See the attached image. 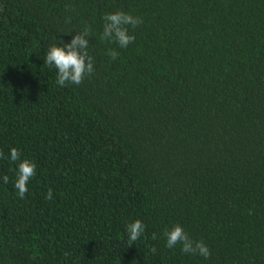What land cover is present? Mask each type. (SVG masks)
Wrapping results in <instances>:
<instances>
[{
	"label": "trees",
	"instance_id": "1",
	"mask_svg": "<svg viewBox=\"0 0 264 264\" xmlns=\"http://www.w3.org/2000/svg\"><path fill=\"white\" fill-rule=\"evenodd\" d=\"M85 27L94 72L61 87L46 52ZM0 153V264H264V0H0ZM175 224L210 257L167 248Z\"/></svg>",
	"mask_w": 264,
	"mask_h": 264
},
{
	"label": "clouds",
	"instance_id": "2",
	"mask_svg": "<svg viewBox=\"0 0 264 264\" xmlns=\"http://www.w3.org/2000/svg\"><path fill=\"white\" fill-rule=\"evenodd\" d=\"M70 7V6H66ZM103 32L100 39L108 43H114L119 48H126L135 40L134 35L129 34L128 26L138 27L142 20L123 11L106 13L103 16ZM70 18L65 20L69 23ZM91 30L85 27L82 32L72 36L70 42L62 41L60 46L51 45L45 55L44 63L56 70V84L64 87L67 84L80 85L86 76H90L94 72L93 57L89 55V37ZM107 54L112 60H115L119 53L114 49H109ZM3 153H0V157ZM9 158L16 163V179L14 187L17 190L19 198H25L28 192V182L36 174V165L28 159H21L20 152L15 147L10 149ZM4 183H8V176L3 177ZM46 200L52 199V189L49 188L45 194ZM128 234V246L134 245L142 233L145 231V225L140 220L128 223L126 225ZM169 249L177 245L181 246V251L185 254L199 255L204 259H208L211 255L210 249L203 241L193 240L185 232L179 224L173 225L171 228H165L162 233ZM152 239L156 240V233L152 234ZM151 252L156 253V248L152 247Z\"/></svg>",
	"mask_w": 264,
	"mask_h": 264
}]
</instances>
